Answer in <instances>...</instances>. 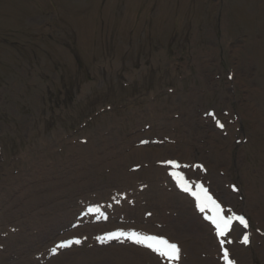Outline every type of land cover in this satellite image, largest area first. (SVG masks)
<instances>
[{
	"label": "rangeland",
	"instance_id": "1",
	"mask_svg": "<svg viewBox=\"0 0 264 264\" xmlns=\"http://www.w3.org/2000/svg\"><path fill=\"white\" fill-rule=\"evenodd\" d=\"M263 27L264 0H0V251L12 224V205L2 195L25 199L17 181L40 194L68 193L62 196L68 210L74 203L101 207L96 220L74 217L52 226L37 239L44 249L90 235L83 248L92 247L111 217L126 229L169 234L171 225L144 205L149 197L141 200V220L125 212L113 217L114 208L98 197L114 189L108 183L114 168L94 162L96 145L107 141L144 147L154 166L188 160L187 175L201 164L213 171L216 181L207 173L198 180L225 208L233 199L232 212L243 214L258 236L245 247L249 264H264V226L246 206L250 195L264 200ZM183 142L194 146L187 159L180 156ZM149 166L134 157L122 170L151 190L152 182L138 177ZM166 179L159 188H171ZM84 182L92 186L72 197L69 189ZM133 183L127 190L137 193ZM120 188L126 198L114 195L116 201L129 199ZM180 242L185 252L177 263L200 264L196 243Z\"/></svg>",
	"mask_w": 264,
	"mask_h": 264
},
{
	"label": "bare ground",
	"instance_id": "2",
	"mask_svg": "<svg viewBox=\"0 0 264 264\" xmlns=\"http://www.w3.org/2000/svg\"><path fill=\"white\" fill-rule=\"evenodd\" d=\"M261 96L262 98L264 97V95ZM219 138L221 139V137ZM211 139L209 144H211ZM96 146L98 149V151L96 150V153L100 155L94 158L96 165L100 162H106V166L114 168V171L108 175V183L113 184L114 186L112 188L114 189H104L103 191L99 190L97 192L98 197L103 198L110 205L112 204L109 200L115 199L111 198L113 195L120 196L122 194V192H119L121 189L120 187L126 188V191L128 192L127 185L133 183L135 180H140L135 178V175L132 173H127L122 170V165L128 161V158L135 157L136 159L146 161L150 164L148 169H144V174L141 173L139 176H136L151 181L155 188L151 190L146 189L137 193L132 192L131 195L129 194L128 197L132 198V202H134V209L129 205L128 199L121 201L119 205L114 207L112 205L114 208L112 210V216L118 215L117 217H120L119 214L125 212L126 216L141 220L142 217L139 215L138 210L141 209L140 203L144 197L143 195H145L146 197H149V199L144 202V205L147 204L155 209V212H157L156 217H158L159 222H166L171 225L170 232L167 236L171 240L170 243L172 244L176 242L180 247V241L186 242L187 240H190L191 242L193 240L197 245V249L200 251V255H196L195 253V260H199L200 264H220L217 252L219 251L221 240L223 243L230 245L232 256L234 259H238L240 264H249L251 260H253L250 255V250H246L244 245L240 244L236 239L228 240L229 230L223 237L218 236L213 231L208 221L204 218L205 215L209 217L207 210L202 208L201 204L199 205V208L196 207L197 205L195 206L194 204L195 200L173 187L172 185L174 184L170 182L171 178L169 176L167 177L166 182H168L171 188L167 190L158 187L159 183L164 184L161 179L166 178V167L154 166V156L152 153H147L144 147L133 148L131 146H123V148H121L120 143L112 144L107 141H101ZM192 148H194V146H189L187 142H183L180 156L186 159L189 158L191 156ZM261 148H264V144L261 145ZM201 151L202 150L199 148L200 154ZM189 162L190 161L188 160L182 161V163H186V165ZM179 167L181 168L182 165H179ZM169 170H171V168H169ZM207 174L210 179L215 181L219 178L218 176H215L213 171L209 172V170H207ZM197 175L199 177L201 173L197 172ZM16 183L17 189L21 191V195H24L27 201L25 199L19 201V199H16V197H12L9 194L2 195L4 199L9 201L10 206L12 205L10 207L11 211L7 214V222L10 221L12 224L6 231H4L5 238L2 242L5 245V249L0 251V264H40V262L44 260V264H103L102 262L105 264H176L175 261L166 260L158 254L157 251L154 252L151 249L137 246L138 244L134 245V243L128 241L120 243L118 240H113L106 245L101 244L98 246L95 243L92 247L83 248L85 247L84 244L89 241L91 235L89 238L86 237L85 239H81V248L74 250H61L57 255L46 259L54 248L47 250L46 248L44 249L41 241L36 243L37 239L44 238V236L48 235L51 232L52 226L53 228L56 226L60 227L61 225L64 226L66 223L71 222V219L74 217L84 221L89 215L78 218L77 216L83 211V209H80L81 204L77 203L73 204L74 209L68 210L64 199H62V196H68V193L63 194L62 191L53 190L52 192H44L43 194H40L35 188L26 187L22 181H17ZM138 185H140L139 182L137 183V186ZM262 185L264 186V181H262ZM91 186V183L84 182L82 185L75 187L72 186V188L69 189V193L72 197L74 194H84L82 193L83 190ZM118 187L120 189H117ZM128 188H130V186ZM85 198L87 199L86 196ZM86 199L81 201H85ZM231 200L233 201L232 198ZM232 201H229V204L225 203L226 205L228 204L231 206L229 207L230 212L231 209L234 208ZM246 206L250 207L253 211L257 223L264 226V200L262 197L259 194L248 196L246 198ZM167 209L171 210V212L164 213V210ZM184 214L185 216H183ZM173 215H175V218L172 217ZM112 221L113 219H108L106 223L107 228H104V230L116 228L120 229L115 230L117 233L121 232V229L123 228L119 227ZM13 225L15 230L10 232ZM132 228L136 229H134L136 231L135 238L138 241L141 240L142 245L145 244L146 238L152 236L144 235L145 229L140 226H132ZM240 229L242 233L241 235L247 236L248 238L250 235L247 233L248 230H243L242 227H240ZM108 233H110V231ZM123 233L125 232H121V235ZM172 234H174V236L178 235L176 238L179 241L175 238H171L170 236H172ZM231 235L234 237L236 236V233L233 231ZM251 237L255 239L258 236L252 234ZM35 247H41V249H36ZM183 252L185 251H182L180 248V251H178L177 254L178 261L182 260ZM22 253L25 254L22 255ZM228 255L230 254L228 253ZM14 256H18L19 258L17 260L6 261ZM214 257L216 260H214ZM222 259L221 264H223ZM232 264H234V262Z\"/></svg>",
	"mask_w": 264,
	"mask_h": 264
},
{
	"label": "snow or ice",
	"instance_id": "3",
	"mask_svg": "<svg viewBox=\"0 0 264 264\" xmlns=\"http://www.w3.org/2000/svg\"><path fill=\"white\" fill-rule=\"evenodd\" d=\"M218 126L219 127H222V125L219 124L218 122ZM170 163H173V166H176L174 164V162H170ZM209 200H211V197L209 196L208 197ZM213 203H215V201H212ZM217 207H219L217 205ZM233 219H236L239 221L240 224L244 225L245 227L247 226V223L246 221L244 220L243 217H228V218H222V222H223V225L224 227H221V225L219 223H217V228L219 229L218 231V236H224L226 235L227 233V230L229 228V226L231 225V222ZM214 223H216L215 221H213ZM108 238H113V237H108ZM150 239H155V238H150ZM244 243H247L248 242V238L247 236L244 237V240H243ZM159 244L163 245V250H161L160 248H154L153 250L154 251H157L158 254L160 255H163L165 257H167L168 259H175L177 258V254H178V249H177V246L175 244H169L167 241H163V240H160L158 241ZM67 245H64V244H61V245H58V247H65ZM148 247H152L151 244L147 245ZM53 252L56 251V249L54 248L52 250ZM225 260H226V264H230V261H228V253L225 252Z\"/></svg>",
	"mask_w": 264,
	"mask_h": 264
}]
</instances>
